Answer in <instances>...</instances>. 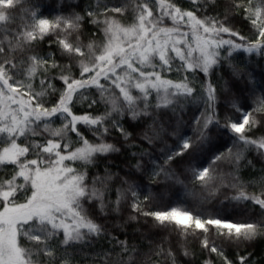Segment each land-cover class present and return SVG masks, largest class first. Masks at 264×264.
<instances>
[{"label": "snow or ice", "instance_id": "6c2138e0", "mask_svg": "<svg viewBox=\"0 0 264 264\" xmlns=\"http://www.w3.org/2000/svg\"><path fill=\"white\" fill-rule=\"evenodd\" d=\"M260 241L264 0H0V264H264Z\"/></svg>", "mask_w": 264, "mask_h": 264}, {"label": "trees", "instance_id": "16d2710c", "mask_svg": "<svg viewBox=\"0 0 264 264\" xmlns=\"http://www.w3.org/2000/svg\"><path fill=\"white\" fill-rule=\"evenodd\" d=\"M45 3L48 2V0H44ZM209 211H215V210H219L221 211L222 214H232V215H236L235 213L232 212V209L231 207L229 206L228 208H224L222 205H217L215 208H209L207 209ZM261 249H264V241H260L256 244L255 246V250L257 252H259ZM235 253L234 252H229V255H234ZM213 259H215V257H213Z\"/></svg>", "mask_w": 264, "mask_h": 264}]
</instances>
